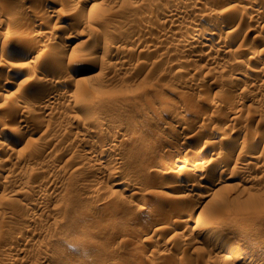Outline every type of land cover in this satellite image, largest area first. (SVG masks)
Wrapping results in <instances>:
<instances>
[{
	"label": "rangeland",
	"instance_id": "rangeland-1",
	"mask_svg": "<svg viewBox=\"0 0 264 264\" xmlns=\"http://www.w3.org/2000/svg\"><path fill=\"white\" fill-rule=\"evenodd\" d=\"M0 264H264V0H0Z\"/></svg>",
	"mask_w": 264,
	"mask_h": 264
},
{
	"label": "bare ground",
	"instance_id": "bare-ground-1",
	"mask_svg": "<svg viewBox=\"0 0 264 264\" xmlns=\"http://www.w3.org/2000/svg\"><path fill=\"white\" fill-rule=\"evenodd\" d=\"M195 2V1H194ZM191 3H193V2H191ZM190 4V3H189ZM245 5V4H244ZM252 6V5H251ZM194 7V6H193ZM246 7V6H245ZM245 7H244V9H245ZM46 9V8H45ZM249 9V8H248ZM251 9H253L254 10V7L253 8H251ZM219 11V10H218ZM173 12H177V10L176 9H174L173 10ZM182 12V11H181ZM250 12V11H249ZM262 12V11H261ZM178 13V12H177ZM252 13V12H251ZM250 13V14H251ZM217 14V13H216ZM257 14V13H256ZM259 14H260V12H259ZM179 15V14H178ZM253 16V15H252ZM205 24V23H204ZM256 25V24H255ZM257 27H258V25H256ZM252 29V28H251ZM253 29H255V28H253ZM208 30V29H207ZM249 31V30H248ZM211 32V31H210ZM193 38H195V37H202V36H205L206 34H208L206 31H204V30H202V29H200V28H196L195 30H193ZM214 33V32H213ZM248 33V32H247ZM210 34V33H209ZM245 34V33H244ZM234 37V36H233ZM204 38H206V37H204ZM198 40H200V39H198ZM232 41V40H231ZM204 45V44H203ZM222 45V44H221ZM223 46V45H222ZM252 47H254V46H252ZM251 47V48H252ZM255 47H257V46H255ZM254 47V48H255ZM188 49V48H187ZM253 49V48H252ZM258 49V48H257ZM257 49H256V51H257ZM260 49V48H259ZM184 50H186V49H184ZM252 52H253V50H252ZM255 52V51H254ZM184 59V58H183ZM236 63L238 62V63H243V59L242 58H239V59H237L236 58ZM183 61V60H182ZM182 61H180V62H182ZM184 62V61H183ZM186 63V62H185ZM57 65V64H56ZM60 65V64H59ZM2 67V66H1ZM61 67H63V66H61ZM61 67L60 66H53V70L54 71H56V72H61V71H63V68H62V70H61ZM183 67V66H182ZM181 69H183V68H181ZM66 70V69H65ZM64 70V71H65ZM184 70V69H183ZM178 71V70H177ZM181 70L179 69V72H180ZM178 72V73H179ZM186 72V71H185ZM246 73V72H245ZM244 75H246V74H244ZM246 77H247V75H246ZM1 94H2V92H1ZM53 95H49V93H47V99L49 98H51ZM23 100V99H22ZM27 100V99H26ZM51 101V100H50ZM47 102V101H46ZM27 103V102H26ZM77 103V102H76ZM79 103V102H78ZM213 103V102H212ZM215 103V102H214ZM29 104V103H28ZM35 104V103H34ZM81 104V103H80ZM47 105V104H46ZM215 105H217V104H214V106ZM30 106V105H29ZM29 108V107H28ZM27 109V108H26ZM173 109V108H172ZM172 109L170 110L169 109V111H168V113H170L171 111H172ZM175 111V110H174ZM176 111H177V109H176ZM174 113H176V112H174ZM107 113H104L103 115H106ZM237 116V115H236ZM239 116V115H238ZM240 118V117H239ZM21 131V130H20ZM120 133V132H119ZM118 133V134H119ZM124 134V133H123ZM121 135H122V133H121ZM135 135V134H134ZM118 136V135H117ZM124 136V135H123ZM104 139V138H103ZM171 141V140H170ZM174 141V140H173ZM231 141V140H230ZM171 143V142H170ZM115 144H116V142H115ZM115 144H114V146H115ZM151 145V144H150ZM226 153H228V151L227 152H225V155H224V160H227V159H229V158H231V155H229L230 153H228V154H226ZM232 153V152H231ZM252 156V155H251ZM256 156V155H255ZM258 156V155H257ZM214 157V156H213ZM212 157V158H213ZM259 157V156H258ZM216 158V157H215ZM215 158H213V159H215ZM245 158H247V157H245ZM261 158V157H260ZM217 159V158H216ZM109 160V159H108ZM111 160V159H110ZM236 160V159H235ZM238 160V159H237ZM102 161V160H101ZM228 161V160H227ZM108 163V161H104V163L102 164V165H104V164H107ZM170 163V162H169ZM164 165L163 166H165V167H167L169 164H168V162H164L163 163ZM197 167V166H196ZM199 167V166H198ZM198 169V168H197ZM161 170V169H160ZM8 177V176H7ZM10 181V180H9ZM116 182V181H115ZM119 183V182H118ZM205 183V182H204ZM180 185V184H179ZM203 185V184H202ZM201 185V186H202ZM96 188H98V187H96ZM101 189V188H100ZM96 190V189H95ZM201 190V189H200ZM211 191V190H210ZM99 192H100V190H99ZM209 192V191H208ZM208 192H203V193H205V194H203V196H204V200L208 197V195H209V193ZM183 198V197H182ZM192 209H194V208H192ZM195 209H197V208H195ZM194 209V210H195ZM193 210V211H194ZM200 211H201V209H200ZM135 212V211H134ZM165 212V211H164ZM138 213V212H137ZM163 213V212H162ZM199 213H201V212H199L198 211V214ZM138 214H135V217L137 216ZM191 216H193V215H191ZM137 218V217H136ZM185 220H187V219H185ZM135 221V220H134ZM184 221V220H183ZM184 224V223H183ZM131 227V226H130ZM134 228H136V227H134ZM139 229V228H138ZM133 230V229H132ZM136 231V230H135ZM221 232H222V230H220ZM81 235H83V233H80L79 234V236H81ZM227 239V238H226ZM214 248V247H213ZM245 252V251H244ZM244 252H236V254H235V256H234V259L235 260H240V259H250V256H248L247 254H245ZM249 254V253H248ZM256 256V255H255ZM254 259V258H253ZM246 262H248V261H246ZM250 262H252V261H250ZM249 263V262H248Z\"/></svg>",
	"mask_w": 264,
	"mask_h": 264
}]
</instances>
